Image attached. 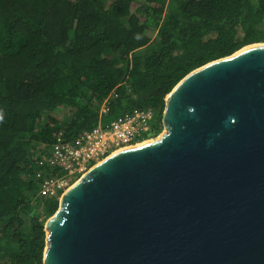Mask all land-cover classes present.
Here are the masks:
<instances>
[{
	"label": "trees",
	"instance_id": "1",
	"mask_svg": "<svg viewBox=\"0 0 264 264\" xmlns=\"http://www.w3.org/2000/svg\"><path fill=\"white\" fill-rule=\"evenodd\" d=\"M257 41L264 0H0V264H44L60 200L36 168L60 131L151 106L158 133L187 73Z\"/></svg>",
	"mask_w": 264,
	"mask_h": 264
},
{
	"label": "water",
	"instance_id": "2",
	"mask_svg": "<svg viewBox=\"0 0 264 264\" xmlns=\"http://www.w3.org/2000/svg\"><path fill=\"white\" fill-rule=\"evenodd\" d=\"M163 123L65 190L44 264H264V41L187 73Z\"/></svg>",
	"mask_w": 264,
	"mask_h": 264
},
{
	"label": "built area",
	"instance_id": "3",
	"mask_svg": "<svg viewBox=\"0 0 264 264\" xmlns=\"http://www.w3.org/2000/svg\"><path fill=\"white\" fill-rule=\"evenodd\" d=\"M108 109L106 101L102 110ZM156 124L157 110L154 107L137 106L110 121H100L72 138L60 131L38 162V196L61 199L65 190L95 164L121 148L149 138L155 132Z\"/></svg>",
	"mask_w": 264,
	"mask_h": 264
},
{
	"label": "rangeland",
	"instance_id": "4",
	"mask_svg": "<svg viewBox=\"0 0 264 264\" xmlns=\"http://www.w3.org/2000/svg\"><path fill=\"white\" fill-rule=\"evenodd\" d=\"M108 1H111V0H108ZM241 33H242V31H241ZM55 113L57 114V116L60 118V119H65V118H67L68 116H69V114H70V106H66V105H61V106H59V107H57L56 108V111H55ZM163 131H165V125H164V123H163V127H162V129L158 132V133H156V132H153V133H151L150 134V136H149V138H151V137H157V136H159L160 135V133H162ZM155 137V138H156ZM60 200V199H59ZM40 210H42V208H40ZM52 216V215H51ZM50 216V217H51ZM50 217H48V219L50 218ZM47 219V220H48ZM47 222V221H46Z\"/></svg>",
	"mask_w": 264,
	"mask_h": 264
},
{
	"label": "bare ground",
	"instance_id": "5",
	"mask_svg": "<svg viewBox=\"0 0 264 264\" xmlns=\"http://www.w3.org/2000/svg\"><path fill=\"white\" fill-rule=\"evenodd\" d=\"M166 129V128H165ZM164 132V131H163ZM156 137V136H155ZM155 137H151V138H147V139H145V140H143L142 142H140L139 144H136V145H131V146H129V147H132V146H137V145H140V144H142L143 142H146V141H148V140H152V139H154ZM158 137V136H157ZM128 147V148H129ZM127 148V147H126ZM122 149H125V148H121V149H119V150H122ZM119 150H117V151H119ZM117 151H115V152H117ZM114 153V152H113Z\"/></svg>",
	"mask_w": 264,
	"mask_h": 264
},
{
	"label": "clouds",
	"instance_id": "6",
	"mask_svg": "<svg viewBox=\"0 0 264 264\" xmlns=\"http://www.w3.org/2000/svg\"><path fill=\"white\" fill-rule=\"evenodd\" d=\"M3 119V117L2 116H0V120H2Z\"/></svg>",
	"mask_w": 264,
	"mask_h": 264
}]
</instances>
